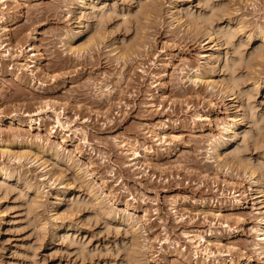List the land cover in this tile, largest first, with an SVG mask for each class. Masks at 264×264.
I'll list each match as a JSON object with an SVG mask.
<instances>
[{
  "label": "rangeland",
  "instance_id": "obj_1",
  "mask_svg": "<svg viewBox=\"0 0 264 264\" xmlns=\"http://www.w3.org/2000/svg\"><path fill=\"white\" fill-rule=\"evenodd\" d=\"M260 27L264 0H0V264H264Z\"/></svg>",
  "mask_w": 264,
  "mask_h": 264
},
{
  "label": "bare ground",
  "instance_id": "obj_2",
  "mask_svg": "<svg viewBox=\"0 0 264 264\" xmlns=\"http://www.w3.org/2000/svg\"><path fill=\"white\" fill-rule=\"evenodd\" d=\"M2 1H4V0H2ZM150 1V0H149ZM156 1V0H155ZM154 4V3H153ZM219 4H221V3H219ZM215 5V6H217V9L219 8L218 6H220V5ZM223 4V3H222ZM147 6H146V8H145V11H143V14H141L142 15V18H144L145 17V15L149 12V11H151L152 10V3L151 4H146ZM156 5V4H155ZM213 5V4H212ZM211 7V6H210ZM214 7V6H213ZM223 8H221L219 11H221L222 12V15L224 14V12H226V10H227V8L225 7L224 8V6H222ZM229 7V6H228ZM144 9V8H143ZM155 10V9H154ZM210 10H211V8H210ZM209 10V11H210ZM213 10H214V8H213ZM214 11H216V10H214ZM210 12H212V11H210ZM152 13V12H151ZM214 13V12H213ZM212 13V14H213ZM210 14V13H209ZM209 14H207V15H209ZM140 15V14H139ZM207 15H205V16H207ZM211 15V14H210ZM214 15V14H213ZM208 16V19H204L205 21H201V22H199V21H197V22H195V24H203L204 26H206V25H208V24H210V19H212L213 20V18H215L216 17V15L215 16ZM221 15V16H222ZM100 16L102 17V14H100ZM219 16V15H218ZM217 16V17H218ZM220 16V17H221ZM101 17H100V19H101ZM139 17H141V16H139ZM210 17V18H209ZM99 18V17H98ZM232 18V17H231ZM99 19V21H100V24L103 22V20L101 19L100 20ZM98 20V19H97ZM196 20H198V19H196ZM216 20V19H215ZM214 20V21H215ZM99 21H97V22H99ZM102 21V22H101ZM142 21V20H141ZM213 21V22H214ZM98 24V23H97ZM141 24V23H140ZM228 24H230V25H233L231 28H226L225 30L223 29V30H221L220 31V33H219V35L221 36V37H223L224 39H227V40H233V37H234V35H235V33H237L238 31H239V29H240V24L238 23V22H234V19H229V21H228ZM102 25V24H101ZM227 25V24H226ZM100 26V25H99ZM99 26H97L98 28H100ZM209 26V25H208ZM212 26V25H211ZM228 27V26H227ZM97 28V29H98ZM199 28V27H198ZM249 37H251V36H249ZM255 38H257V40H259L260 41V43H264L263 41H264V28H262V27H260L259 28V30H257V32H256V34H255ZM251 39V38H250ZM3 41V40H2ZM138 42V41H137ZM234 42V41H233ZM140 43V42H139ZM139 43H137V45L139 44ZM243 43V42H242ZM248 43V42H247ZM4 43H0V46L2 47H4V45H3ZM6 45H8V44H6ZM5 45V46H6ZM237 45H239V44H237ZM243 45V44H242ZM245 45V44H244ZM259 45V44H258ZM262 46H257L256 47V50L255 51H253L252 52V57L254 58V59H256L255 57H262V56H264V45L263 44H261ZM236 47H239V46H236ZM6 48V47H5ZM8 48V47H7ZM129 48L130 47H125V49H127V50H129ZM244 48V47H243ZM254 49V48H253ZM238 50V49H237ZM236 50V52H237V54L239 53L238 51ZM5 51H10V49L8 48V49H6ZM240 52H242L241 50H240ZM244 52V51H243ZM10 53V52H9ZM247 53H249V52H247ZM244 54H246V53H244ZM244 54H242V55H244ZM211 56H212V54L210 53L209 55H208V60H209V62H210V59H211ZM249 56H250V54H249ZM248 56V57H249ZM241 57V56H240ZM239 57V59H241ZM251 57V56H250ZM251 57V58H252ZM243 58H245V56L243 57ZM38 59V57L36 58V60ZM229 59V58H228ZM235 60H237V58H234ZM238 59V60H239ZM246 59H247V57H246ZM249 59V58H248ZM36 60L34 61V62H36ZM235 60H233L232 59V63H233V61H235ZM237 60V61H238ZM241 60H243V59H241ZM241 60H239V61H241ZM250 60V59H249ZM226 61V63H228L227 62V59L225 60ZM228 61H230V60H228ZM238 61V62H239ZM231 62V61H230ZM26 63V62H25ZM24 63V64H25ZM232 63L230 64V63H228L230 66L232 65ZM236 63V62H235ZM250 63H252V62H250ZM225 64V63H224ZM228 64H226V65H228ZM249 64V63H248ZM237 65H238V63H237ZM242 65H244V64H242L241 63V66ZM250 65V64H249ZM253 65H254V63H253ZM25 67H26V69L27 70H30V71H34L33 69H30V67L31 66H35V67H37L38 65H36V64H34V65H30L29 63H26L25 65H24ZM229 66V67H230ZM233 66H234V63H233ZM246 66V65H245ZM252 66V65H251ZM226 67H228V66H226ZM235 67V66H234ZM234 67H232L231 66V68H229V69H231L232 70V68H233V70H234ZM237 67H239V66H237ZM243 67V66H242ZM249 68V67H248ZM235 69H236V67H235ZM238 69V68H237ZM247 69V68H246ZM230 70V71H231ZM240 70V69H239ZM243 71V70H242ZM231 73V72H230ZM242 73V72H241ZM236 74H237V72H236ZM235 74V75H236ZM244 74V73H243ZM231 75V74H230ZM197 76V75H196ZM234 76V75H233ZM232 76V77H233ZM237 76V75H236ZM240 77L242 78V75L241 76H239V78L237 79V82H238V80L240 81ZM231 78V77H230ZM241 82H242V80H241ZM238 83H240V82H238ZM240 85V84H239ZM235 87H236V79L234 80V79H230L229 81H228V91H234V89H235ZM47 104H48V102H47ZM50 104V103H49ZM40 111H43V109H41ZM252 114V116H253V114H255V113H251ZM245 115H246V112L245 113H243L242 115H241V117H240V122H243L244 121V117H245ZM262 115V114H261ZM261 115H259L260 116V119H257V118H255L256 117V115H254L253 116V118H251V119H253L252 120V122H254V124L255 125H253L255 128V130H257V132H259V133H255L254 135H255V140L256 139H258V138H260V137H258V135L257 134H260L261 132V130H263L264 131V113H263V116H261ZM57 120H58V123H61L62 124V121H61V119H60V114L58 113V115H57ZM15 121V118H11V123H13ZM229 129H232L233 130V128H229ZM79 129L78 128H76L75 130H74V132L76 133L77 131H78ZM264 133V132H263ZM262 133V134H263ZM256 135H257V138H256ZM254 140V139H253ZM254 140V142H256ZM260 142H261V139H260ZM259 143V142H258ZM257 143V144H258ZM6 147V146H5ZM220 147V144H214L213 146H212V150L213 151H216L218 148ZM2 148H4V147H2ZM10 148V147H9ZM133 149V148H132ZM5 150V149H4ZM133 154L134 155H137L138 154V151L136 150V149H133ZM136 157V156H135ZM232 161H235L233 158H225V161L223 162V165L224 166H228V167H231V163H232ZM43 164H46V161H45V163H43ZM261 165V164H260ZM264 166V165H263ZM262 166V167H263ZM257 169H259V171L261 170H263L261 167H258ZM257 169L256 170H252L251 171V173H250V176L251 177H255V175H256V173H257ZM2 173L4 174V178H3V182H8L10 179H12V178H14V176L10 173V172H7V171H3L2 170ZM261 173V172H260ZM259 177H260V180L263 182V184H262V189H261V196L262 197H264V175L263 174H261V175H259ZM3 182H1V183H3ZM2 185V184H1ZM4 185H5V183H4ZM10 185V184H9ZM5 187H6V185H5ZM9 187V186H8ZM28 187V186H27ZM7 188V187H6ZM29 188V187H28ZM95 199H97V197H95ZM260 203L261 204H264V201L263 200H261L260 201ZM95 204L97 205L98 204V202H95ZM98 207V209L100 210V211H102V208L100 207V206H97ZM35 215L37 214V212L36 213H34ZM33 215V214H32ZM35 218V217H34ZM40 221V220H39ZM39 223V222H38ZM42 224H43V222H42ZM44 227V226H43ZM42 227V228H43ZM258 230H262L263 231V234H264V227H262V228H260V229H258ZM194 235H196V236H198V238L199 239H201L202 237H203V234L201 233V232H194L193 233ZM199 243H201V240H199ZM138 242H136V241H133V244H132V247H131V249H130V251L129 250H127V253H128V251H129V253H128V256H127V258H128V261H129V263L128 264H137V250H138ZM263 248H264V246H263ZM126 253V254H127Z\"/></svg>",
  "mask_w": 264,
  "mask_h": 264
}]
</instances>
